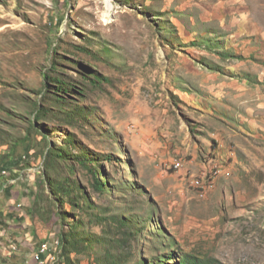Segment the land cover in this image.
I'll return each instance as SVG.
<instances>
[{"label": "rangeland", "instance_id": "rangeland-1", "mask_svg": "<svg viewBox=\"0 0 264 264\" xmlns=\"http://www.w3.org/2000/svg\"><path fill=\"white\" fill-rule=\"evenodd\" d=\"M110 1L0 0V264H264V0Z\"/></svg>", "mask_w": 264, "mask_h": 264}, {"label": "trees", "instance_id": "trees-1", "mask_svg": "<svg viewBox=\"0 0 264 264\" xmlns=\"http://www.w3.org/2000/svg\"><path fill=\"white\" fill-rule=\"evenodd\" d=\"M43 76H44V79H45L46 83H48V81H53V82L57 83L58 87L62 88V90H66L67 89L66 87H69L68 83H66L65 81H62L61 79H59L57 77H52V76H50L47 73H44ZM52 153L57 158H62L64 156L62 152L54 153V152L50 151L49 154H48L49 163L51 162ZM25 158H26V155H23L22 157H20L17 160L13 161L9 157L8 154H6V153L2 154V155L0 154V184H1V187L4 188L5 195L9 194V192L11 190L10 186L12 184H8V182L7 183L5 182L3 184L1 183V179H2V177H4L3 175H1V172L4 171V170L5 171H9L10 174L14 176V174H15L14 171L17 173V171L15 169L17 167H20L21 162ZM83 164H85V162ZM89 170H90L91 176L93 178V187L98 189V190H101L105 186V182H103V181H101L99 179V177L97 176L98 172H97L96 169L91 167V168H89ZM46 174H47V172H46ZM14 178L15 177H13L12 179H14ZM48 185L50 186L52 194H57L58 189H59V186L57 185V183H55V182H53V181L48 179ZM60 188H61L60 190L62 191L63 188L62 187H60ZM40 195H41V193L39 194L38 191H35V193L33 195V197H34L33 207H31V209L28 211L29 216H33L34 215L35 209L38 207V201H39V199L41 197ZM20 220L22 221L23 218L19 217V221ZM120 225L123 226V227L127 226L126 223H124V222H121ZM61 236H62L61 237L62 246L64 245V247H65L66 243L68 242V239L64 235V233ZM47 262H48V260H44L41 264H46ZM179 264H210V263H207L205 260H203V259H201L199 257L192 256V255H189V254H184V255L180 256ZM216 264H220V263H216Z\"/></svg>", "mask_w": 264, "mask_h": 264}, {"label": "crops", "instance_id": "crops-1", "mask_svg": "<svg viewBox=\"0 0 264 264\" xmlns=\"http://www.w3.org/2000/svg\"><path fill=\"white\" fill-rule=\"evenodd\" d=\"M15 170L17 171V169H15ZM10 187H11V190H10L9 194H7V195H5V193H4V188L1 189V191L3 193V197H4V200H2V202L6 205L11 204L10 205L11 207L10 208L8 207V209L2 207L0 209V217L3 218V220H4L3 222L8 224L7 229H12V228L14 229V228H17L16 224L15 223L12 224L11 222L14 221V218H16L18 216V208L12 204H13V202L18 200L20 190L17 189V187H18L17 185H11ZM15 192H17V193L15 194ZM23 216H24V221H26L27 214L24 213ZM5 223H2L1 225L4 227ZM5 229H6V225H5ZM15 238L19 239V237H15Z\"/></svg>", "mask_w": 264, "mask_h": 264}, {"label": "built area", "instance_id": "built-area-1", "mask_svg": "<svg viewBox=\"0 0 264 264\" xmlns=\"http://www.w3.org/2000/svg\"><path fill=\"white\" fill-rule=\"evenodd\" d=\"M0 234H6L5 233V228L0 225ZM26 240L27 241H31V237H29V234H26ZM58 244V241L56 242V245ZM7 256H11V253H4ZM33 259H36V263L37 264H41L42 261L44 260H54L55 256H54V252L51 251V248L49 246H41V251L40 252H34V254L32 255ZM23 264V263H20Z\"/></svg>", "mask_w": 264, "mask_h": 264}, {"label": "bare ground", "instance_id": "bare-ground-1", "mask_svg": "<svg viewBox=\"0 0 264 264\" xmlns=\"http://www.w3.org/2000/svg\"><path fill=\"white\" fill-rule=\"evenodd\" d=\"M104 4H105V10H106V12H105V15L107 16L108 15V13L113 9L112 8V4H111V1L110 0H104ZM106 18V17H105ZM108 22V21H107ZM106 22V23H107ZM178 166V165H177Z\"/></svg>", "mask_w": 264, "mask_h": 264}]
</instances>
